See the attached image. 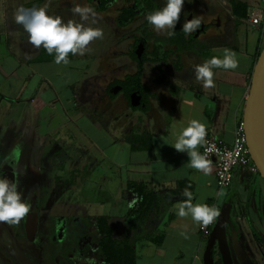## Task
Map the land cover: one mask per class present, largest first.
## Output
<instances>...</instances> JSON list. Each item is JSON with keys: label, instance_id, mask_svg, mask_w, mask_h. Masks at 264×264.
Segmentation results:
<instances>
[{"label": "crops", "instance_id": "0c3cea01", "mask_svg": "<svg viewBox=\"0 0 264 264\" xmlns=\"http://www.w3.org/2000/svg\"><path fill=\"white\" fill-rule=\"evenodd\" d=\"M53 1L0 0V152L12 156L14 162L19 161L21 151L25 150L26 163L33 171L30 166L38 163L42 167L55 146L63 149L68 146L70 165L48 169L54 182L52 186L65 187L72 199L77 196L88 205L118 203L126 211L130 199L129 181L145 183L156 191L161 196L160 209L146 226L151 227L153 235L163 232L164 237L161 243L147 239L138 241L136 264H206L209 241L227 209L231 219L235 218L233 221L240 222L243 214L253 226L259 225L264 220L261 204L258 205L260 198L264 199V179L257 171L238 166L231 184L220 187L214 165L212 173L205 175L190 166L187 151L179 152L172 144L193 119L204 123L209 134L225 143L232 142L236 125L243 116L238 119L230 113L232 108L237 110L241 106L243 115L250 69L263 34L261 25H252L233 15L232 0H220V3L213 0L217 35H213L212 47L201 49L197 65L213 56L223 58L225 53L212 51L227 49L236 53L238 68L213 69L215 88H205L203 81L196 79L194 70L162 68L159 71L155 66L158 62H152L143 75L150 88L151 114L127 131V123L99 120L76 105L81 94L91 105L90 83L96 73L90 72L89 58L87 60L85 54H69L67 64H57L55 53L49 55L42 46L34 47L22 25L15 22L21 6L44 7L49 14L60 16L65 22L73 20L64 6ZM238 1L247 3L249 11L254 8L264 11V0ZM246 25L254 27L259 35L252 52L248 50L249 34L244 33ZM83 58L87 62L84 63ZM235 76L243 82L237 100L233 99L234 88L238 87ZM142 132L149 133L152 145L132 149L127 138ZM200 148L198 146L197 150ZM91 149L99 156L98 168L89 167ZM183 180L193 186L194 204H208L219 210V215L209 224L207 236L201 231L202 224L193 221L190 215L177 214V206L183 199L173 190ZM248 188L253 193L247 192ZM221 190L224 195L218 196ZM255 229V236L262 243L264 230Z\"/></svg>", "mask_w": 264, "mask_h": 264}, {"label": "flooded vegetation", "instance_id": "af4514ba", "mask_svg": "<svg viewBox=\"0 0 264 264\" xmlns=\"http://www.w3.org/2000/svg\"><path fill=\"white\" fill-rule=\"evenodd\" d=\"M153 1L156 8L155 11L162 9L166 5V0ZM53 3L64 6L68 13L72 14L75 22L81 21L80 16L72 12V8L75 5L91 7L95 10L97 15L95 17L90 16L89 20L84 23H89L90 21L92 23L95 20V24H98L99 29L102 30V37L105 39L103 59L99 62L97 73L92 77V82L90 83V87H92L91 98L89 99L91 105L84 100L83 94H81L82 97L78 99L76 105L84 111H90L88 113L99 120L105 118V120L111 119V121L123 125L127 123V131L133 128L135 122L138 124L139 120H146V117H149L152 111L150 88L143 80L146 68L149 65L151 66L152 62L157 61L158 64L155 66L159 71L163 69L175 70L177 68L192 71L197 66L196 60L201 49L212 47L213 35H217V19L213 17L215 12L213 10V0H190V2L185 0L180 20L175 25L174 35L171 36L165 30L156 31L148 23L146 17L152 11V7L145 5L143 2L138 4L137 0H55ZM128 15L133 16L128 21H124V18ZM194 16L201 18V27L193 33L185 34L182 30L183 24ZM93 27L96 28L94 25ZM139 60H142V81L146 85V89L143 92L133 86L131 78L139 69ZM17 163V161L13 162L12 156L4 155L0 152V176L17 180L19 178L15 170ZM37 182L35 181L33 184L36 189L29 196L30 212L21 222L24 234L29 241L36 236L40 218L38 194L40 192V184ZM53 187L62 188L60 191L68 193L63 186ZM34 203L37 204L38 212L36 233L34 232L31 236V232L28 229L31 226L30 221L31 215L34 213ZM72 209L58 217H52L54 221L48 223L52 240L50 239L49 241L50 249L47 259L50 260L51 252H54L57 264H72L74 258L80 259L81 262L85 260V258H80L79 255L81 253V240L86 232V227L83 234L79 237L77 236L78 230H72L69 227L68 221L71 220L74 212ZM17 225H20V223ZM234 225V231L237 229L239 231H236L237 235L235 236L232 233V247L228 230H226L232 264H236L235 262H238V264H253L245 256V247L239 248L240 246L236 244L237 236L239 237L238 232H240V223L234 222ZM248 227L253 229L254 234L256 233V226H253L251 221H248ZM230 229L229 227V231ZM260 244L264 245L263 242ZM93 251L91 250L89 253ZM239 251H243V254H240ZM66 252L70 254L68 255ZM213 254L214 264H225L220 247L216 254L213 250ZM59 255L65 257V260L59 261ZM246 255L250 256L249 253ZM262 255L264 257V253ZM48 264H50V261Z\"/></svg>", "mask_w": 264, "mask_h": 264}, {"label": "clouds", "instance_id": "9594fccd", "mask_svg": "<svg viewBox=\"0 0 264 264\" xmlns=\"http://www.w3.org/2000/svg\"><path fill=\"white\" fill-rule=\"evenodd\" d=\"M184 4L185 0H166V5L162 9L149 13L146 19L156 31L165 30L169 36L174 35L175 25L180 20ZM72 12L78 14L83 21H88L90 16L97 15L93 8L80 5H75ZM15 22L22 25L28 34L29 42L34 47L42 46L49 55L55 53V63L57 64L62 62L67 64L69 54L83 55L91 41L103 36L102 30L99 28L85 27L84 24L74 20L65 22L62 17L49 14L44 7L26 8L21 6L16 12ZM92 22L95 23V20ZM201 23V18L194 16L191 20L184 22L182 30L185 34L193 33L201 27ZM238 66L239 61L236 58V53L226 50L223 58L213 56L203 64L195 66L194 71L196 79L203 81V86L208 88L214 85L213 69L228 70L236 69ZM206 135V125L193 119L187 127L182 129L172 146L179 152L187 151L190 156V166L209 175L213 170L212 163L197 150L198 146L208 143L205 139ZM210 150V148L205 149L206 152ZM183 195L187 199L177 206V214L180 217L190 215L193 221L206 226L219 215V210L213 206L194 204L193 194L188 189H185ZM217 195L223 196V190ZM30 208L31 205L27 202L24 193L19 190L18 181L0 176V223L19 224L29 214Z\"/></svg>", "mask_w": 264, "mask_h": 264}, {"label": "rangeland", "instance_id": "374dc122", "mask_svg": "<svg viewBox=\"0 0 264 264\" xmlns=\"http://www.w3.org/2000/svg\"><path fill=\"white\" fill-rule=\"evenodd\" d=\"M227 1V0H226ZM214 2L220 3L219 0H214ZM85 21H78L77 23H82L85 25V27L96 26V28H99L98 24L91 23H84ZM248 26L247 29L244 26V33L249 34V42H248V50L252 52L257 44V41L259 39V35L257 34V30H255L254 27ZM105 45V39L97 38L94 41H91L90 44L87 46V50L84 52L85 56H87V60L90 63V72L91 73H97L99 62L103 59V48ZM213 50V48H212ZM211 50V51H212ZM227 49H225L226 51ZM223 49L219 50H213V52H222L225 53ZM83 54V55H84ZM2 57L0 53V58ZM84 59V58H83ZM84 59V63L87 62V60ZM2 62V61H0ZM75 64H77L79 61H74ZM223 69V68H222ZM236 79H238V87L234 88L235 94H234V100H237V97H239L240 89L242 88V80L240 81V77L235 76ZM215 84V83H214ZM247 85V83H246ZM215 88V85H213ZM227 87V86H225ZM248 90L246 91L245 95L247 96ZM69 98L68 94H64ZM245 96V98H246ZM79 99V98H78ZM69 102V101H68ZM227 102V101H226ZM230 115H234L235 118H241L242 116V108L239 106V108L236 110L232 108ZM1 126V125H0ZM61 142V141H60ZM66 141L61 142L62 144ZM62 146L57 145L55 146L51 153V156H47L42 163L44 166L40 167L35 165L33 168L36 171H29V165L26 163L27 161V155L26 151H21V155L19 156V161H17L16 165V174H18L19 178H17V181L19 183V190L22 191L25 195V198L27 199V202H29V196L32 193V191L35 188L33 185L35 181H38L40 184V192L39 194V202H40V218H39V225L37 229L36 236L32 238L30 241L26 238L24 234V230L22 229L23 225L20 222V225L17 224H8L6 222L0 223V264H48L49 260L47 259V254L49 252V241L52 240V237H50L49 232V222L54 221L52 217H58L61 214L69 212L71 208L73 212L71 220H69L68 224L69 227L72 230H78V237L83 234L85 230V225L83 223V217L87 213H91L93 215H110V223L114 227L113 235L115 238H121L127 228L126 223V211L125 209L120 207L118 203H94L92 205H88L83 203L78 197H74L72 199L71 195H69V192L66 193L65 191H60L59 187H53L52 184L54 182L52 181V176L50 173H48V169H61V167L69 166L70 157L68 153L71 152V149H69L68 146L61 148ZM67 153V155H66ZM82 154L84 155V151H82ZM98 158V159H97ZM89 164L90 169L91 168H98L99 163V156L97 153L91 149V155L89 156ZM68 163L64 165L65 163ZM37 163V162H36ZM46 170V171H45ZM24 174V175H23ZM37 182V183H38ZM66 185V183H62V185ZM251 188V187H250ZM79 191V188L76 189ZM251 191L253 193V190L247 189V192ZM254 199V198H253ZM263 200V201H262ZM261 204L262 211L264 212V199L260 198L259 200V206ZM260 207V208H261ZM232 219H235L234 217ZM240 232L239 237L237 236V245H239V248L245 247V256L248 260H250L253 264H264V245L260 244V242L257 240V237L254 234L253 229L248 227V221L245 217L240 218ZM235 222V220H234ZM236 224V223H235ZM257 228H260L264 230V220L259 223V225L256 226ZM227 230L229 233V241L231 243L232 247V233H234V236L237 235L236 231H239L238 229L234 231V229H230L229 231V225L227 226ZM236 232V233H235ZM250 238V239H249ZM264 239V235H263ZM56 240V239H55ZM264 243V240L262 241ZM214 253L216 254L219 250V244L215 240L214 241ZM96 253L94 250L92 253ZM240 252V251H239ZM46 253V255H45ZM249 253L250 256L248 257L246 254ZM240 254H243V251L240 252ZM49 255V254H48ZM214 256V254H213ZM96 257L95 254H91V256L87 257V259L82 260L83 264H91L92 260ZM58 260L62 261L65 260V257L62 255L58 256ZM238 264V262H235Z\"/></svg>", "mask_w": 264, "mask_h": 264}, {"label": "trees", "instance_id": "16d2710c", "mask_svg": "<svg viewBox=\"0 0 264 264\" xmlns=\"http://www.w3.org/2000/svg\"><path fill=\"white\" fill-rule=\"evenodd\" d=\"M144 3L152 7V12H155L153 0H137L138 4ZM232 13L237 18L246 19L249 14L248 5L245 2L232 0ZM133 15H128L124 21L131 19ZM125 23V22H123ZM260 29L262 30L261 43L256 52L250 69L249 82L251 81V74L253 66L258 58L261 49L264 46V22H262ZM142 60H139V69L131 77L133 86L142 92L145 91L146 85L142 81ZM146 99V98H145ZM245 104V102H244ZM243 116V115H242ZM243 119V117H242ZM240 119V120H242ZM134 150L148 148L152 145V139L149 133L142 132L132 134L127 138ZM258 172V171H257ZM259 173V172H258ZM185 189H188L193 194V186L188 180L179 182L173 193L181 199L186 200L187 197L183 195ZM127 192L129 195V203L126 208V223L127 228L121 238H115L113 235L114 227L110 223L109 215H85L83 221L85 223L86 232L81 240V253L80 258H85L95 254L96 257L92 260L91 264H136L137 263V250L136 244L140 240H151L156 243H161L164 234L163 232L158 235H153L151 227L146 225L151 221L155 213L158 212L161 205V196L148 188L147 184L136 181H129L127 185ZM132 205L131 207L129 205ZM212 239L216 238L213 233ZM95 250L96 253H89ZM67 253V252H66ZM68 255L70 253H67ZM50 264H57L55 261V253L51 252ZM72 264H83L80 259L74 258ZM65 264V263H61Z\"/></svg>", "mask_w": 264, "mask_h": 264}, {"label": "water", "instance_id": "95a60500", "mask_svg": "<svg viewBox=\"0 0 264 264\" xmlns=\"http://www.w3.org/2000/svg\"><path fill=\"white\" fill-rule=\"evenodd\" d=\"M242 120L251 158L260 176L264 179V46L253 66ZM33 208L34 213L31 215V226L28 229L29 232H31V236L36 230L38 212L36 203L33 204ZM227 225H229L231 229H235L234 222L230 217V211L228 209L226 215L219 220L214 228L216 238L209 241V246L205 255L206 264H214L213 248L215 240L218 242L223 253L225 264H232L226 231Z\"/></svg>", "mask_w": 264, "mask_h": 264}, {"label": "built area", "instance_id": "2783aa9c", "mask_svg": "<svg viewBox=\"0 0 264 264\" xmlns=\"http://www.w3.org/2000/svg\"><path fill=\"white\" fill-rule=\"evenodd\" d=\"M246 22L252 25H260L264 22V11L259 8H254L249 11ZM204 146L198 150L205 155L212 165L216 168L217 184L220 187H227L233 180L234 170L238 166L248 167L252 171H258L255 166L249 148L247 146V138L243 128V120H239L231 143H225L223 140L211 135L207 132ZM210 148V151H205ZM201 231L204 235H209V224L201 225Z\"/></svg>", "mask_w": 264, "mask_h": 264}]
</instances>
